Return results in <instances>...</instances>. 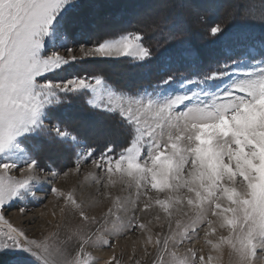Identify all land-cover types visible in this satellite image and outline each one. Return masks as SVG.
Segmentation results:
<instances>
[{
    "label": "snow or ice",
    "instance_id": "6c2138e0",
    "mask_svg": "<svg viewBox=\"0 0 264 264\" xmlns=\"http://www.w3.org/2000/svg\"><path fill=\"white\" fill-rule=\"evenodd\" d=\"M91 7L0 0V256L9 257L6 264H98L93 249L109 248L103 264H123L115 238L139 231L149 264H225V254L227 264H256L258 253L264 259V33L245 34L253 43L226 50L202 70L198 51L180 39L185 29L169 15L188 10L203 19L190 0H161L138 25L87 40ZM230 8L229 20L255 18L251 0ZM258 19L264 24V0ZM227 28L220 21L207 31L220 38ZM161 29L180 45L174 62L190 67L187 74L172 72L169 62L155 84L132 91L102 72L71 71L86 59L151 61L146 39ZM81 96L118 117L122 140L100 147L56 115L69 97ZM40 140L68 145V162L43 163ZM86 165L77 183L94 185L99 200L78 194L76 184L61 186ZM44 185L61 220L37 235L7 214L15 208L31 225L27 205L41 200L36 190ZM92 208L98 213L90 215ZM201 230L205 247L181 251ZM132 252L130 264H140L135 245Z\"/></svg>",
    "mask_w": 264,
    "mask_h": 264
},
{
    "label": "rangeland",
    "instance_id": "374dc122",
    "mask_svg": "<svg viewBox=\"0 0 264 264\" xmlns=\"http://www.w3.org/2000/svg\"><path fill=\"white\" fill-rule=\"evenodd\" d=\"M190 2L193 6H199L202 16L203 14H212L213 10H216L217 14H221V17H223L221 21L227 22L228 25L232 23V20H229L228 17L229 13L232 11L230 5L233 3V0H190ZM251 2L255 5L256 13H259L261 2L259 0H251ZM84 3L93 6L87 10L88 15L84 38L87 40H95L113 35L123 27L138 25L144 17L148 16L150 13L159 11L161 0H84ZM169 15L178 18L180 26L184 29L187 28L186 23H189L190 27H194L198 30L202 29L199 23L202 19H197L191 11L169 9ZM238 18L239 17L236 19ZM205 27L208 28L209 25L207 24ZM168 33V29H161L152 34H148V36L149 39H151ZM83 42L84 41L81 40V43ZM245 43L251 44L253 42ZM241 44L244 43H240L239 45ZM239 45L231 47L235 49ZM88 46H91V44ZM231 47L225 50L231 49ZM76 54L79 55L78 52ZM129 61L134 60L123 56L119 59H86L74 65L71 71L78 73L84 71L89 73L102 72L112 84L128 90L133 85H135L137 89L149 87L150 85L141 82V80L145 81L147 79L145 66L137 70L135 69V65L129 64ZM169 61L170 60L166 61V57H164V60L158 63L161 67L158 64H151V67L154 65V67H156L158 65L161 70ZM127 72L131 73L130 76L135 77V79H126L125 74L128 75ZM85 99L86 98L83 96L75 98L69 97L68 100L72 101L71 106L73 108L71 114H65L66 110L64 108L62 110L58 109L56 115L62 121L66 122L67 125L69 124V126L71 125L75 128L74 130L78 132L81 137H87L90 141H95L96 139L105 140V136L107 135L118 141L124 137V135H122L123 132L120 130L118 131L116 127V116L108 113V115H103L101 117L97 114L95 115L94 109L85 103ZM97 111L99 112V110ZM46 123L48 122L46 121ZM101 125L104 126V128L100 130ZM34 142L42 144L41 158L43 163H54L58 166H62L68 162L71 156L69 146L59 141L48 143L45 140H40ZM89 167L90 166L86 165L82 169L80 176L70 177L68 181L62 183L61 186L67 188L76 184L78 194L84 195L89 201H95L100 199V194L94 191V185L89 186V182L77 183V181H83V174L89 170ZM37 187L39 188V186ZM36 196L41 198V200L32 201L27 205L29 209L28 217L32 218L35 213V219H33L31 225L24 223L23 218L16 214L15 208L7 215L14 223L21 224L23 227L39 235L40 231L48 232L53 229L54 226L60 222L61 216L59 208L57 207V201L47 185H44L42 190H36ZM44 197H46V199H43ZM53 211L56 212L55 216L51 215ZM98 211V208H92L89 214H97ZM41 213H43V215H41ZM154 231H160V229L155 228ZM115 239L118 240L115 251L117 255L123 253V264H130L129 257L133 255L132 249L134 245L136 247V259L140 261V264H149L150 258L144 255L141 245L142 235L139 231L129 232ZM187 247H195L198 250L205 247L202 230L198 238L194 239L191 243L186 242L180 250L183 251V249ZM149 251H151V249H149ZM93 252L99 258L98 264H103V259L110 255L111 249L96 248L93 249ZM8 259L9 257L7 255L0 256V264H6ZM227 261L228 256L225 254V264H227ZM256 264H264V259H262V254L260 253H258Z\"/></svg>",
    "mask_w": 264,
    "mask_h": 264
},
{
    "label": "trees",
    "instance_id": "16d2710c",
    "mask_svg": "<svg viewBox=\"0 0 264 264\" xmlns=\"http://www.w3.org/2000/svg\"><path fill=\"white\" fill-rule=\"evenodd\" d=\"M259 1L261 2V0ZM258 17H259V13H256L255 18L253 20L245 21V20H241L240 18H238L235 20V22L232 21V23L228 25L227 32L224 37L214 38L208 34L207 29L213 23L220 22L223 17H221V14H217L216 10H213L212 14H209V15L203 14L202 21L201 20L199 21L202 29L198 30L194 27H190L189 23H186L187 28L185 29V32L180 39H182L186 44L190 45L193 49L198 51L200 58L202 60V70H207L209 65L214 64L215 61L218 59H222V56L224 52L226 51L225 50L226 48L239 45L240 43L253 42L251 40L243 39L242 37L245 34L258 39L261 36V34L264 33V24L259 22ZM207 24L209 25L208 28L205 27L207 26ZM150 33L152 34L153 32H149L148 34ZM146 43L151 45L153 49L154 58L151 61H148L146 63H137L135 61H129L130 62L129 64L135 65V69L137 70L145 66V72L147 74V79L145 81L141 80V82H145V84L147 85H152V84H155L160 79L161 65L158 63L164 60V57H166V61L168 60H170L169 62L173 61V67L171 69L172 72L176 74H180V73L187 74L188 72L191 71V68L187 67L185 63L183 62L175 63L174 62L177 52L180 48V45L172 40V38L169 36V33L161 35L160 37L151 38V39H149V36H147ZM151 64H155V65L158 64L160 67L158 65L156 67H154L155 65L151 67ZM130 75L131 73H128V75L125 74V78L128 80L135 79V77H132ZM140 78H143V77H140ZM136 89L137 88L135 87V85L129 88V90H132V91H135ZM68 101L69 102H66V104L60 107L59 109L62 110L65 108L66 110L65 114L67 113L68 115H70L73 108L71 106L72 101L70 100ZM94 111H95V115L97 114L99 115V117L103 115H108L107 113L102 112V111L98 112L95 109ZM115 119L117 121L118 117ZM68 127L74 133L79 134L78 132L74 130L75 128H73L71 125L69 126L68 124ZM116 127L119 131L120 126L117 124ZM103 128L104 126L101 125L100 130ZM122 135L124 134L122 133ZM108 136L109 135L105 136V140L96 139L95 141H90V142H93L97 144L98 146L103 147L104 144L108 140H114L112 137L110 138ZM122 139L123 137L120 140Z\"/></svg>",
    "mask_w": 264,
    "mask_h": 264
}]
</instances>
